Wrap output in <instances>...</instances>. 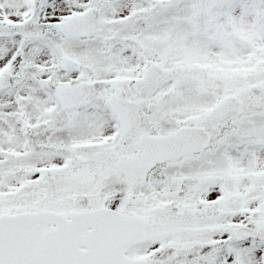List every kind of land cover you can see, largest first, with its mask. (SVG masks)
I'll use <instances>...</instances> for the list:
<instances>
[{
	"label": "snow or ice",
	"instance_id": "6c2138e0",
	"mask_svg": "<svg viewBox=\"0 0 264 264\" xmlns=\"http://www.w3.org/2000/svg\"><path fill=\"white\" fill-rule=\"evenodd\" d=\"M0 264H264V0H0Z\"/></svg>",
	"mask_w": 264,
	"mask_h": 264
}]
</instances>
